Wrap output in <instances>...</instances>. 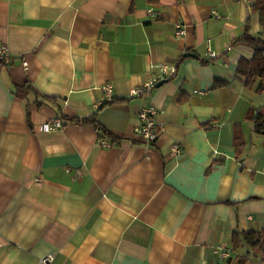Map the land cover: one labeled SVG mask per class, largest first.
I'll return each mask as SVG.
<instances>
[{
	"label": "crops",
	"instance_id": "0c3cea01",
	"mask_svg": "<svg viewBox=\"0 0 264 264\" xmlns=\"http://www.w3.org/2000/svg\"><path fill=\"white\" fill-rule=\"evenodd\" d=\"M245 25L261 34L250 0H0V264H210L217 245L233 264L234 232L264 229V130L249 115L264 92L236 74L253 54L233 41ZM160 63L175 74L131 95ZM92 114L110 137L81 121Z\"/></svg>",
	"mask_w": 264,
	"mask_h": 264
},
{
	"label": "trees",
	"instance_id": "16d2710c",
	"mask_svg": "<svg viewBox=\"0 0 264 264\" xmlns=\"http://www.w3.org/2000/svg\"><path fill=\"white\" fill-rule=\"evenodd\" d=\"M252 11L258 14L259 23L261 26V34L254 35L245 25L244 31L236 37L234 43H241L253 49L251 58L240 57L236 65V74L242 80L246 88H254L257 92H264V0H250ZM226 84V81L217 80L214 86ZM24 90V91H23ZM18 94L25 97V88L20 89ZM114 101H105L100 106ZM255 121V129L257 131L264 130V110L249 114ZM84 123H92L95 125L101 136H109L108 130L101 125L95 118V114L81 119ZM235 150L240 152L244 146L242 128L240 123H236L233 129ZM113 139V138H111ZM232 248L237 249L242 246L245 250L242 254L235 255L233 264H247L249 256L253 253L260 259L264 260V229L235 231L232 236Z\"/></svg>",
	"mask_w": 264,
	"mask_h": 264
},
{
	"label": "built area",
	"instance_id": "2783aa9c",
	"mask_svg": "<svg viewBox=\"0 0 264 264\" xmlns=\"http://www.w3.org/2000/svg\"><path fill=\"white\" fill-rule=\"evenodd\" d=\"M149 14L153 16L155 13L152 9H149ZM184 33H185V28L182 25H177L175 30V36L178 37L183 35ZM216 55L217 54L215 51H213L212 49H208L204 53L203 58L205 60H211L215 58ZM9 56L10 55L7 51V48L4 45H0V60L7 61L9 60ZM23 64L26 65V62L23 61ZM156 68L158 70L157 77L133 89L131 91V95H140L145 91H150L152 88L155 87V84L158 80L170 78L176 72V66L167 65L165 63L158 64ZM101 88L104 92L105 99L107 101L111 100L114 94L113 85L111 83H105L104 85H102ZM194 92L204 93L205 90L204 89L195 90ZM156 112L157 109L154 105H148L146 107L141 108L137 114L138 119L140 121V125L138 126V131L149 142L154 141L156 139L158 135V130L161 128L160 125H158L157 122L155 121ZM61 127H63V125L58 118L53 119L44 124V128L47 130H52ZM99 143L102 145H107V142L103 138L99 139ZM172 151L174 153H178L179 152L178 145L174 144L172 146ZM66 171L69 172V169L67 168ZM77 175H79L78 170L76 171V176ZM213 252L218 256V260L210 264H223L222 260L232 257L230 250L222 245H217L216 247H214ZM42 261H45V259H42Z\"/></svg>",
	"mask_w": 264,
	"mask_h": 264
},
{
	"label": "water",
	"instance_id": "95a60500",
	"mask_svg": "<svg viewBox=\"0 0 264 264\" xmlns=\"http://www.w3.org/2000/svg\"><path fill=\"white\" fill-rule=\"evenodd\" d=\"M185 55H193V56H195L194 54H191V53H185ZM165 81H166V79L158 80L156 82V84H155V87H158V86L162 85Z\"/></svg>",
	"mask_w": 264,
	"mask_h": 264
}]
</instances>
